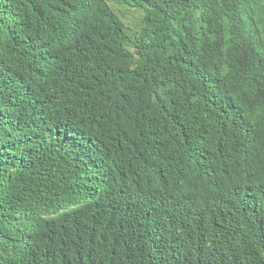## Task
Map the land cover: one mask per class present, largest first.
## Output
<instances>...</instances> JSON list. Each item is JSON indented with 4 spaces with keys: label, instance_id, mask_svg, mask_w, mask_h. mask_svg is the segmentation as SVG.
I'll return each mask as SVG.
<instances>
[{
    "label": "trees",
    "instance_id": "obj_1",
    "mask_svg": "<svg viewBox=\"0 0 264 264\" xmlns=\"http://www.w3.org/2000/svg\"><path fill=\"white\" fill-rule=\"evenodd\" d=\"M0 0V264H264V0Z\"/></svg>",
    "mask_w": 264,
    "mask_h": 264
},
{
    "label": "rangeland",
    "instance_id": "obj_2",
    "mask_svg": "<svg viewBox=\"0 0 264 264\" xmlns=\"http://www.w3.org/2000/svg\"><path fill=\"white\" fill-rule=\"evenodd\" d=\"M109 7L120 17L127 28L135 31L138 27L140 14L137 11L128 8L116 6L112 0H106Z\"/></svg>",
    "mask_w": 264,
    "mask_h": 264
}]
</instances>
